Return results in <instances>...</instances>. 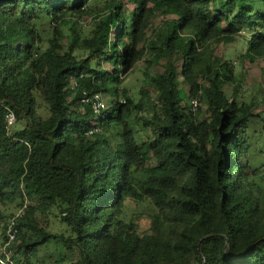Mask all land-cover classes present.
Returning <instances> with one entry per match:
<instances>
[{
    "label": "trees",
    "instance_id": "trees-1",
    "mask_svg": "<svg viewBox=\"0 0 264 264\" xmlns=\"http://www.w3.org/2000/svg\"><path fill=\"white\" fill-rule=\"evenodd\" d=\"M88 3L0 0V205L32 201L8 246L14 264H264V164L248 159L254 103L228 97L226 84L238 90L232 60L198 49L263 27L264 0H111L89 34L72 25L65 46L59 25ZM157 10L174 15L157 57L178 55L187 87L171 64L153 77L158 101L148 89L137 101L123 89L121 100L122 74L142 55ZM44 22H54L47 47ZM247 44L244 57L264 56V31ZM97 91L113 97L99 113L83 99ZM147 102L153 115L135 118L151 135L140 142L131 118ZM7 106L22 126L8 128ZM148 197L162 215L154 233L123 217L128 199ZM55 206L70 235L39 217ZM14 214L0 209L5 239ZM60 242L78 259L65 261Z\"/></svg>",
    "mask_w": 264,
    "mask_h": 264
},
{
    "label": "rangeland",
    "instance_id": "rangeland-1",
    "mask_svg": "<svg viewBox=\"0 0 264 264\" xmlns=\"http://www.w3.org/2000/svg\"><path fill=\"white\" fill-rule=\"evenodd\" d=\"M111 0H89V3L84 12H78L67 17L66 23L60 24L62 29L63 37L61 38L62 43L67 46L69 35L72 33V25L81 31L82 35L89 34L91 29L96 25L100 16L106 13V5ZM132 7V4H128ZM262 9L264 7H261ZM254 12L260 11L258 4H255L252 9ZM264 11V10H263ZM174 18L172 14H164L162 11L157 10L153 16L152 24H150L147 35L148 39L140 43V48L143 50L142 55L135 64L132 66L127 73H123V82L119 85L120 98L124 100L122 96V90L127 89L129 94L137 101L143 96V89L150 91V100L158 101V90H154L152 86V80L154 76L162 74L164 71L170 68L171 64L177 68L176 80L179 81L181 86L185 88L186 83L183 81V75L178 72L180 69L181 61L178 59V55L173 56H161L157 57L160 46L159 37H163L165 28L170 19ZM51 23L44 22L46 31L44 32L45 40L44 46L47 47L49 44L48 37L52 35ZM264 31V26L256 25L254 29L248 27L242 28L239 32L230 34L225 33L221 36L212 37L208 39L203 45H200L198 49L209 51V57L219 56L222 59H230L235 65V73L237 77L238 90L234 93L235 84H226L225 90L228 97L235 96L237 100L242 102H253L254 115L251 117V121L248 127L249 137V151L248 159L253 166L264 164V56L256 55V57H244V53L248 48V39L252 36L253 32ZM162 34V35H161ZM76 53L80 56H87V49H77ZM103 68H111V64L103 60ZM103 100L107 107L112 103L113 97L108 91H103ZM202 102V101H201ZM39 112L42 117H46L49 114L47 103L43 97H38ZM202 105V104H201ZM136 114H144L149 117L153 115L151 105L149 102L145 104L142 112L134 111L131 118L133 127L137 138L140 142L146 139L151 133L149 129H146L142 125V121L135 118ZM204 114L198 115L197 118L201 121L204 118ZM22 122H17L15 127L22 126ZM30 203L32 201L30 200ZM34 203V202H33ZM20 206L16 205V202L9 203L7 205H0V209L5 212H12L18 210ZM160 214V208L157 206L151 198L144 200L128 199L126 203V209L123 217L126 220H133L139 224L140 232L154 233L157 227V216ZM42 221L47 222L48 228L53 232H62L65 235H70V227L61 220L59 216V207L55 206L52 210L44 215L39 214ZM0 228V246L5 240V233L3 230L4 221L1 219ZM6 231V229H5ZM58 248L62 253L65 261H75L78 259V250L66 247L62 242L58 244ZM51 249H53L51 247Z\"/></svg>",
    "mask_w": 264,
    "mask_h": 264
},
{
    "label": "built area",
    "instance_id": "built-area-1",
    "mask_svg": "<svg viewBox=\"0 0 264 264\" xmlns=\"http://www.w3.org/2000/svg\"><path fill=\"white\" fill-rule=\"evenodd\" d=\"M86 101H89L92 103L93 109L95 112L99 113L102 109L106 107V104L103 100L102 92H95L91 96H85L83 98ZM198 98H194L192 100L193 102V108H196L198 104ZM5 120L8 128L12 127L17 123V115L15 111L7 106V112L5 115ZM94 130L92 129L90 132L92 133ZM30 203V200L28 197H25L23 205H21L16 213L10 218L7 228H6V239L3 241L2 245L0 246V262L2 264H14L13 258H12V250L8 248L9 244L15 239L17 233H18V227H17V219L22 216L25 212L26 207Z\"/></svg>",
    "mask_w": 264,
    "mask_h": 264
}]
</instances>
